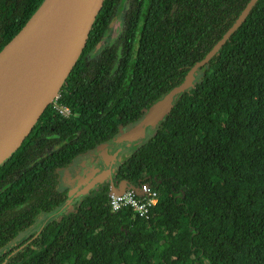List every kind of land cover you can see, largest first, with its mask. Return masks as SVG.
I'll use <instances>...</instances> for the list:
<instances>
[{"label":"trees","instance_id":"1","mask_svg":"<svg viewBox=\"0 0 264 264\" xmlns=\"http://www.w3.org/2000/svg\"><path fill=\"white\" fill-rule=\"evenodd\" d=\"M42 1L0 0V50ZM248 2L104 1L61 89L60 102L77 114L48 107L0 166V264H264V0L120 161L118 182L157 192L146 215L113 211L106 183L19 240L42 214L64 208L60 170L141 120ZM122 11L119 33L94 54Z\"/></svg>","mask_w":264,"mask_h":264},{"label":"water","instance_id":"2","mask_svg":"<svg viewBox=\"0 0 264 264\" xmlns=\"http://www.w3.org/2000/svg\"><path fill=\"white\" fill-rule=\"evenodd\" d=\"M105 0H43L22 29L0 50V166L30 134L49 104L61 93L63 84L87 45L94 21ZM257 0H249L237 20L206 56L194 64L184 81L145 111L144 122L124 130L119 137L101 145L107 166L85 171L86 177L67 193L72 205L80 193L111 179L113 162L127 145L146 136L148 126H156L171 111L178 96L194 85L197 71L244 21ZM110 174V175H109ZM111 177V178H110ZM143 194L142 186L114 187L120 194L126 188Z\"/></svg>","mask_w":264,"mask_h":264},{"label":"rangeland","instance_id":"3","mask_svg":"<svg viewBox=\"0 0 264 264\" xmlns=\"http://www.w3.org/2000/svg\"><path fill=\"white\" fill-rule=\"evenodd\" d=\"M123 20H124V12L122 11L113 19V21L111 23L110 33L95 48L94 54H98L102 50V48L106 44H108L111 41V39L113 37H115L119 33V31L121 29V26H122V23H123ZM91 55L92 54L90 53L89 56H91ZM200 76H201V71H198L196 76H195V80H197ZM145 120H146V118L143 117L140 122H144ZM155 129H156L155 126H149V128L147 130L150 133L152 131L154 132ZM94 152H96V150L91 152L89 155H84V157H81V155L76 157L74 159V161H73L74 163L72 165L68 166L67 168H64V169L60 170V186H59V188L61 190H67L68 188L72 189L74 184H79L81 182L82 177L80 175V171H82V169L89 164L87 162V158L92 156V161L94 162L95 158H97L99 156L98 152H96V153H94ZM132 152H133V150L129 151L124 157L121 156V158H117L115 160V164L118 163L117 160H119V162L122 161L124 158H127ZM139 187H141V186H139ZM72 207H73V203H72V205H69L68 208L64 207L63 209L56 210L55 212H53L51 214L50 213L42 214V216L38 220V224H35L31 228V230H29V231H27L25 233H22L19 236V240H21V239L25 238L26 236H28L30 233H32V231L37 230L38 227L41 225V222H43L45 220L47 221L48 219L53 218V217H60L65 212H69Z\"/></svg>","mask_w":264,"mask_h":264},{"label":"built area","instance_id":"4","mask_svg":"<svg viewBox=\"0 0 264 264\" xmlns=\"http://www.w3.org/2000/svg\"><path fill=\"white\" fill-rule=\"evenodd\" d=\"M61 93L54 98L48 107L52 106L58 115L68 117L72 115V108L60 102ZM143 194H137L132 188L117 194L112 193L109 196V204L113 211H118L124 207H132L139 215H146L151 207L158 202L157 192L153 191L151 185H142Z\"/></svg>","mask_w":264,"mask_h":264},{"label":"flooded vegetation","instance_id":"5","mask_svg":"<svg viewBox=\"0 0 264 264\" xmlns=\"http://www.w3.org/2000/svg\"><path fill=\"white\" fill-rule=\"evenodd\" d=\"M50 107H52V106H50ZM52 109L54 110V112H56L55 109H54L53 107H52ZM72 111H73V110H72ZM76 114H77V113H75L74 111L72 112V115H73V116L76 115ZM59 116H61V115H59ZM61 117L64 118V116H61ZM68 117H70V116H68ZM141 120H142V119H141ZM141 120L137 121V122L134 123L133 125H128V126L122 128V129L127 130V129L131 128L132 126L137 125ZM148 128H149V126L147 127V129H148ZM147 129H146V136H145V138H144L143 140H140L139 142H137V143H135V144L128 145V146L125 147L124 149L120 150L118 158H121V156L124 157L129 151H131V150L134 151V149H135L136 147H138V146L142 145L144 142H146V141L148 140V138L151 136V134L153 133V131L149 133ZM121 133H122V130H121V132H120L116 137H119V136L121 135ZM108 142H110V140L107 141V142H104V143L100 144L99 146L96 147V149H94V150H96V152L99 153V156H98L97 158H95V161H94V162L92 161V156H90V157L87 158V162H88L89 164H88L87 166H85V167L82 169V171H80V175H81L82 179L86 177V174H85V171H86V170H88V169H90V168H92V167H99L100 165H102V166H107V164H106V162H105V158H104L103 155H102L103 150L100 149L99 147H100L101 145H103V144L108 143ZM94 150H91V151H89V152H85V153L81 154V157H84V155H89V154H90L91 152H93ZM96 152H94V153H96ZM78 156H80V155H78ZM78 156H77V157H78ZM73 161H74V160H73ZM117 161H118L117 164H115V161L113 162V166L116 168V171L112 172V174H111L112 181H111V179H107V180H105L103 183H101L100 185H97V186H93V187H91L90 190H91V189H95V191H96V190L99 189V187H100L101 185H104V184L108 183V184L110 185V191H111V185H112V184L114 185V187H118L122 182H124V181L118 182L117 179H116L117 169H118V165H119V163H120L119 160H117ZM117 161H116V162H117ZM73 163H74V162H72L70 165H72ZM70 165H69V166H70ZM59 173H60V172H59ZM109 175H110V174H109ZM111 177H110V178H111ZM128 183H129L130 185H134L133 183H131V182H129V181H128ZM76 185H77V184H74L73 187H75ZM134 186H135V185H134ZM136 186H138V185H136ZM73 187H72V188H73ZM67 190L69 191L70 188H68ZM90 190H89V191H90ZM89 191H88V192H89ZM88 192H87V193H88ZM67 193H68V192H67ZM87 193H86V194H87ZM83 195H84L83 193H80L79 196L77 197V199H76L75 201H73V207H74V205H75V202L78 201V199L81 198V196H83ZM67 200H68V198H67L66 201L64 202V205H63V206L68 208L69 205L67 204ZM73 207H72L71 209H74ZM71 209H70V210H71Z\"/></svg>","mask_w":264,"mask_h":264},{"label":"crops","instance_id":"6","mask_svg":"<svg viewBox=\"0 0 264 264\" xmlns=\"http://www.w3.org/2000/svg\"><path fill=\"white\" fill-rule=\"evenodd\" d=\"M127 146H128V145H127ZM127 146H125V147H127ZM125 147H124V148H125ZM124 148H123V149H124ZM121 150H122V149H121ZM120 185H123V186H125V181H124V182H122ZM120 185H119V186H120ZM135 186H136V185H135ZM138 186H140V185H138ZM129 188H130V187H129ZM126 189H128V188H126Z\"/></svg>","mask_w":264,"mask_h":264}]
</instances>
